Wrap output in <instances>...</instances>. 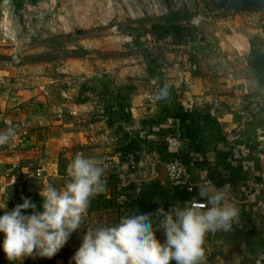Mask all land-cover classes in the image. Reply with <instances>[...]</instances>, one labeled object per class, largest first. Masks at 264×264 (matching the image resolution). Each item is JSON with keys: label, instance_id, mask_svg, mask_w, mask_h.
<instances>
[{"label": "crops", "instance_id": "1", "mask_svg": "<svg viewBox=\"0 0 264 264\" xmlns=\"http://www.w3.org/2000/svg\"><path fill=\"white\" fill-rule=\"evenodd\" d=\"M96 2L100 0H61V6L54 5L58 0L40 2L35 6L43 19L40 28L18 31L19 42L11 49L0 39V133L11 128L15 136L0 146V206L6 207L0 215L25 198L42 211V188L62 189L77 154L100 161L104 169L105 191L91 199L81 229L65 247L51 259L26 257L15 264H74L88 229L191 201L198 198L197 186L208 180L217 187L231 186L230 201L240 214L231 231L207 235L206 264H264V215L258 209L264 195V74L251 64L264 54V29L253 22L258 15L245 18L244 32L217 31L209 39L212 45L195 47L201 60L190 61L188 70L177 64L170 69L181 77L154 75L142 90L129 84L117 91L122 83L110 77L106 85L101 75L85 71L84 61L75 66L65 60L72 75L53 69L59 64L51 56L53 48L62 56L71 51V32L86 22L72 15L70 4ZM54 16L59 19L55 24ZM165 36L175 37V30L168 28ZM59 38L66 42L54 47ZM80 66L81 72L76 70ZM161 81L173 84L171 100L163 104L152 102L149 92ZM86 84H91L88 90ZM230 133L240 137L241 158L233 157L225 138ZM169 134L179 137L177 147L166 143ZM175 156L184 159L193 191L170 182L165 163ZM106 161L115 167L105 168ZM37 169H42L41 177ZM157 237L164 239L162 232ZM3 239L0 234V245ZM0 264H12L2 247Z\"/></svg>", "mask_w": 264, "mask_h": 264}, {"label": "clouds", "instance_id": "2", "mask_svg": "<svg viewBox=\"0 0 264 264\" xmlns=\"http://www.w3.org/2000/svg\"><path fill=\"white\" fill-rule=\"evenodd\" d=\"M14 139L10 128L0 133V146ZM67 173L69 179L62 189L50 184L42 188V211L25 198L0 215V234L4 237L0 247L12 264L26 257H55L81 229L91 199L105 191L104 169L94 158L77 154ZM197 187L198 198L191 201L88 229L72 258L74 264H206L207 235L231 231L240 209L230 201L229 184L217 187L208 180ZM29 209L31 213L26 214ZM157 232H162L163 241Z\"/></svg>", "mask_w": 264, "mask_h": 264}, {"label": "rangeland", "instance_id": "3", "mask_svg": "<svg viewBox=\"0 0 264 264\" xmlns=\"http://www.w3.org/2000/svg\"><path fill=\"white\" fill-rule=\"evenodd\" d=\"M39 1L50 0L36 2ZM145 1L131 0L125 3L122 0H113V4L108 5L106 0H100V3L95 4H70L72 15L86 22L84 26L74 28L71 32V51L65 54L66 57L62 56L60 49L53 48L51 56L59 62L55 64L54 71L58 75H68L71 72H67L68 62L65 60L75 66L77 62L84 61L85 71L101 75L105 78L106 85L112 80L110 77L122 83L116 86L117 91L129 84L140 85L142 90L154 75L166 80L181 77L175 76L170 70L175 64L184 71L189 69L190 61L201 60V57L197 56L198 52H195V47L203 45L202 43L212 45L209 39H212L217 31L233 33V30L241 29V32H244L243 24H246L245 18L249 17L250 13L258 15L253 22L260 25V29H264V1L234 0L226 4L224 1L229 0H193L191 9L183 4L181 10L174 11L169 7L167 13L160 15L156 14L152 0L149 4H145ZM29 2L36 3L31 0ZM54 5L61 6V0H58V5ZM193 11L202 16L199 29L189 25ZM54 18L53 24L59 22L56 16ZM255 24L252 23L251 27L254 28ZM164 25L175 30V37L165 36L168 30L164 29ZM0 39L2 40L1 34ZM202 39L207 41L203 42ZM58 40L53 41L54 47L57 42H66L61 38ZM6 45L10 49L14 46ZM76 70L81 72V66ZM90 85H85L87 90ZM149 92L153 94L152 86Z\"/></svg>", "mask_w": 264, "mask_h": 264}, {"label": "built area", "instance_id": "4", "mask_svg": "<svg viewBox=\"0 0 264 264\" xmlns=\"http://www.w3.org/2000/svg\"><path fill=\"white\" fill-rule=\"evenodd\" d=\"M131 0H122V2H130ZM196 1V0H194ZM151 0H146L145 4H149ZM193 0H152V6L155 8L157 15L164 14L168 12V8L171 7L174 11L181 10V6L184 4L189 6L191 9ZM156 4V5H155ZM40 2L35 3V5L29 0H24L22 4L14 0H4L0 8V34L2 40L8 45H17L19 42L18 31H29L34 32L35 29L40 28V23L43 19L37 15L35 11V6H39ZM111 5V4H110ZM194 12V11H193ZM144 15V14H143ZM39 24L34 27V23ZM202 24V16L197 12H194L193 17L189 21V25L192 28L199 29ZM214 52L218 51V47L214 46L212 48ZM2 117H0V128L2 126ZM226 140L230 143L233 153V157L241 158V148H240V137L237 134L230 133L225 136ZM166 143L170 147H177L179 144V137L175 134H169L165 137ZM264 152V147L262 148ZM105 168H114L115 165L111 161H106L103 165ZM134 169L135 167L132 166ZM165 170L170 182L173 185H183L188 186L191 191L194 190L190 183V173L189 169L181 156H175L171 160L165 163ZM37 176H42V169H37ZM258 209L261 215H264V195L258 201ZM253 264V263H247Z\"/></svg>", "mask_w": 264, "mask_h": 264}, {"label": "water", "instance_id": "5", "mask_svg": "<svg viewBox=\"0 0 264 264\" xmlns=\"http://www.w3.org/2000/svg\"><path fill=\"white\" fill-rule=\"evenodd\" d=\"M173 84L167 81H161L156 84L151 101L159 104L167 103L171 100V91Z\"/></svg>", "mask_w": 264, "mask_h": 264}, {"label": "trees", "instance_id": "6", "mask_svg": "<svg viewBox=\"0 0 264 264\" xmlns=\"http://www.w3.org/2000/svg\"><path fill=\"white\" fill-rule=\"evenodd\" d=\"M14 1H18L20 4H22L24 0H14ZM31 1L36 2L37 0H31ZM233 1L234 0L224 1V3L230 4ZM259 1H264V0H259ZM168 28H171V27L164 25V29L168 30ZM251 64H252L253 69L257 72V74L259 75L264 74V54H260L259 57H256L255 59H253Z\"/></svg>", "mask_w": 264, "mask_h": 264}]
</instances>
